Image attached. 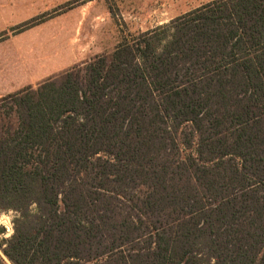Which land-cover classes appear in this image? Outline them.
Instances as JSON below:
<instances>
[{"label":"trees","instance_id":"trees-1","mask_svg":"<svg viewBox=\"0 0 264 264\" xmlns=\"http://www.w3.org/2000/svg\"><path fill=\"white\" fill-rule=\"evenodd\" d=\"M123 40L0 99L4 257L264 264V0Z\"/></svg>","mask_w":264,"mask_h":264},{"label":"rangeland","instance_id":"rangeland-1","mask_svg":"<svg viewBox=\"0 0 264 264\" xmlns=\"http://www.w3.org/2000/svg\"><path fill=\"white\" fill-rule=\"evenodd\" d=\"M210 1L0 0V99L111 54L123 39ZM29 21L33 26L24 28ZM6 105L0 101V120ZM17 218L14 211L0 212V264H10L1 249Z\"/></svg>","mask_w":264,"mask_h":264}]
</instances>
